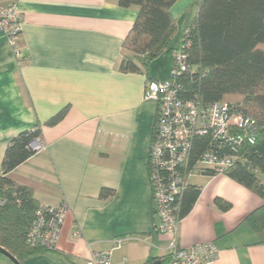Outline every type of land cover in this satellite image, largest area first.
<instances>
[{
	"label": "crops",
	"instance_id": "1",
	"mask_svg": "<svg viewBox=\"0 0 264 264\" xmlns=\"http://www.w3.org/2000/svg\"><path fill=\"white\" fill-rule=\"evenodd\" d=\"M9 1L23 14V59L15 57L0 32V175L10 140L40 125L45 147L10 177L30 187L40 204L67 209L55 249L21 264H87L92 250H112L113 264L160 261L170 253L172 236L154 231L159 217L148 159L157 104L145 99V84L169 77L171 55L153 60L148 72L121 69L124 41L139 13L136 5ZM170 11L177 30L179 20L185 21L179 44L198 2L177 0ZM61 111L56 124H47ZM260 179L264 183V174ZM188 182L200 193L180 221L178 245L213 243L216 264H264V226L254 215L264 208V197L227 174H192ZM119 239H125L120 246ZM0 264L15 263L0 253Z\"/></svg>",
	"mask_w": 264,
	"mask_h": 264
},
{
	"label": "trees",
	"instance_id": "2",
	"mask_svg": "<svg viewBox=\"0 0 264 264\" xmlns=\"http://www.w3.org/2000/svg\"><path fill=\"white\" fill-rule=\"evenodd\" d=\"M176 1L118 0L121 6L139 7L137 19L124 41L125 51L134 54L123 57L120 65L123 71L144 68L148 72L153 60L163 53L172 54L177 23L170 8ZM197 2V14L186 28L191 40L186 49L191 68L182 78L185 96H199L205 104L217 101L237 104L259 121L255 144L233 150L227 143V153L236 154L237 159L225 174L264 197V183L260 179V174H264V0ZM64 113L61 111L47 124H56ZM40 134V125L19 132L8 143L2 162L0 199L5 202L0 204V246L20 262L55 249L27 244V234L40 203L30 187L16 184L10 177L17 166L35 153L31 144ZM209 142L210 137L206 135L195 138L190 167ZM206 173L217 174L214 170ZM199 193L200 188L188 182L180 200L181 219L190 212ZM219 202L224 209L230 206L228 202ZM254 215L264 226V208ZM169 257L170 254L160 257L161 264ZM156 260L149 258L143 264H153Z\"/></svg>",
	"mask_w": 264,
	"mask_h": 264
},
{
	"label": "built area",
	"instance_id": "3",
	"mask_svg": "<svg viewBox=\"0 0 264 264\" xmlns=\"http://www.w3.org/2000/svg\"><path fill=\"white\" fill-rule=\"evenodd\" d=\"M23 30V14L17 4L0 0V32L7 37L17 59H23L19 38ZM189 29L172 50V67L166 80L147 79L145 99L157 104V121L149 150V179L153 205L159 222L154 231L172 236L170 257L164 264H216L217 248L206 242L185 248L178 245L181 221L180 200L188 186V177L214 170L225 174L237 159L227 153L253 145L259 135L260 123L239 105L225 101L210 104L199 96L186 97L183 76L191 63L186 53L190 46ZM209 136L208 147L190 167L192 149L197 136ZM35 150L45 146L40 138L32 142ZM0 199V204H4ZM66 206L40 204L27 234V244L55 248L66 216ZM78 234V231L75 232ZM125 239L117 241L118 246ZM87 264H113L112 250H92Z\"/></svg>",
	"mask_w": 264,
	"mask_h": 264
},
{
	"label": "rangeland",
	"instance_id": "4",
	"mask_svg": "<svg viewBox=\"0 0 264 264\" xmlns=\"http://www.w3.org/2000/svg\"><path fill=\"white\" fill-rule=\"evenodd\" d=\"M193 7H194V9H195V7H196V3H195V2L193 3V6L190 7V10H192ZM184 24H185L184 19H180V20H179V27H178V30H177V33H176L175 37L173 38V43H172V44L177 43V45H178L179 38H180V35H181L180 33L183 32V31H182V30H183L182 28H183ZM125 53L128 54V55H131V56L134 54V53H132V52L129 51V50H126ZM163 55H168V53H165V54H163ZM169 75H170V74H169Z\"/></svg>",
	"mask_w": 264,
	"mask_h": 264
},
{
	"label": "water",
	"instance_id": "5",
	"mask_svg": "<svg viewBox=\"0 0 264 264\" xmlns=\"http://www.w3.org/2000/svg\"><path fill=\"white\" fill-rule=\"evenodd\" d=\"M0 253L8 257L11 261H13L15 264H21V262L9 251H7L4 247L0 246ZM153 264H161L160 261H156Z\"/></svg>",
	"mask_w": 264,
	"mask_h": 264
}]
</instances>
